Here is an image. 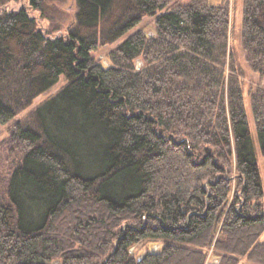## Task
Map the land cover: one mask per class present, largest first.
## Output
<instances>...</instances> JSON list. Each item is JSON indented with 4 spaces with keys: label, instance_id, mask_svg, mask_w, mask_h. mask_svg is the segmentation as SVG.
Listing matches in <instances>:
<instances>
[{
    "label": "trees",
    "instance_id": "16d2710c",
    "mask_svg": "<svg viewBox=\"0 0 264 264\" xmlns=\"http://www.w3.org/2000/svg\"><path fill=\"white\" fill-rule=\"evenodd\" d=\"M9 1L0 124L66 83L12 128L22 154L0 177V264H264V190L227 0H76L73 28L54 36ZM144 17L154 34L137 28ZM123 36L111 65L93 58ZM241 44L264 76V0H243ZM250 98L264 159V88ZM145 240L161 247L132 255Z\"/></svg>",
    "mask_w": 264,
    "mask_h": 264
},
{
    "label": "rangeland",
    "instance_id": "374dc122",
    "mask_svg": "<svg viewBox=\"0 0 264 264\" xmlns=\"http://www.w3.org/2000/svg\"><path fill=\"white\" fill-rule=\"evenodd\" d=\"M186 3L190 0H178ZM221 0H209L210 3L220 2ZM229 7V24L231 34L229 37L230 51L234 54L236 59L235 64L238 66L240 72V80L242 84L243 103L247 113L250 133L254 142L257 164L264 190V159L260 150V145L256 135L255 121L251 112V94L258 88H264V76L251 69L246 61V53L241 44V28H242V8L243 0H227ZM9 8L17 9L19 7H26L30 14L37 20L40 26L49 35H65L68 30L72 29L75 21L76 0H44L43 10H34L29 8L27 0H12L8 2ZM118 11L114 10L113 14ZM154 19L152 17H144L142 22L137 26L144 28V30L152 35L154 34ZM106 22L100 23L99 28L106 26ZM125 36L108 43H99L91 52L93 58L104 66L111 65L110 51L121 42ZM142 67L140 60H135V69ZM66 83L64 76H60L58 81L47 91L37 95L26 108L19 111L13 118L4 124H0V177L6 176V171L15 165L16 160L22 154L21 144L10 142L12 128L19 122H29L31 115L35 108L45 99L54 95ZM233 165H235L233 163ZM234 167V166H233ZM235 173V168H233ZM235 185V180L233 181ZM234 192V186L231 194ZM161 247L158 241L145 240L133 245L130 248V253L136 257H141L145 251H156ZM211 252V251H210ZM210 260L218 261V257L211 256ZM239 264H254L249 262L245 257L240 258Z\"/></svg>",
    "mask_w": 264,
    "mask_h": 264
},
{
    "label": "crops",
    "instance_id": "0c3cea01",
    "mask_svg": "<svg viewBox=\"0 0 264 264\" xmlns=\"http://www.w3.org/2000/svg\"><path fill=\"white\" fill-rule=\"evenodd\" d=\"M217 3V2H216Z\"/></svg>",
    "mask_w": 264,
    "mask_h": 264
}]
</instances>
